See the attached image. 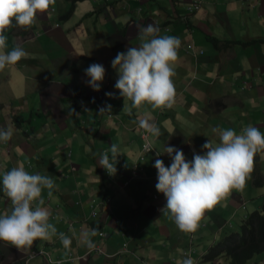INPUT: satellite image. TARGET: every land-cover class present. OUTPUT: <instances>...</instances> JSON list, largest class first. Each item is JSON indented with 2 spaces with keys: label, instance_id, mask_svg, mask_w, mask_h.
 <instances>
[{
  "label": "crops",
  "instance_id": "obj_1",
  "mask_svg": "<svg viewBox=\"0 0 264 264\" xmlns=\"http://www.w3.org/2000/svg\"><path fill=\"white\" fill-rule=\"evenodd\" d=\"M189 3L55 0L32 26L3 33V51L18 46L26 56L0 70V129L13 130L7 143L0 142V186L3 175L20 164L29 174L51 177L52 196L43 189L44 204L32 206L49 210L57 235L37 239L30 249L0 241V264H183L189 258L193 264H229L226 256L201 259L261 209L264 151L255 154L243 189L206 210L195 232L181 231L161 213L166 198L156 189L154 164L161 159L171 165L165 146L182 150L187 161L203 155L206 141L220 143L216 129L241 134L253 126L264 134V0H201L193 12ZM149 24L159 36L181 41L172 77L175 102L155 110L144 104L128 115L111 62L117 53L139 47L140 30ZM93 63L106 70L98 92L86 83L85 69ZM107 105L111 111L101 113ZM143 118L159 127V137L139 127ZM145 140L151 145L146 152ZM112 144L120 150L114 175L99 163L100 154L111 156ZM134 165L138 174L130 178ZM255 175L261 176L258 185ZM10 209L0 191V215ZM91 229L105 233L91 237L93 248L79 242L81 232ZM59 233L71 239L69 248ZM261 258L264 253L253 260Z\"/></svg>",
  "mask_w": 264,
  "mask_h": 264
},
{
  "label": "clouds",
  "instance_id": "obj_2",
  "mask_svg": "<svg viewBox=\"0 0 264 264\" xmlns=\"http://www.w3.org/2000/svg\"><path fill=\"white\" fill-rule=\"evenodd\" d=\"M55 0H0V70L14 65L26 56L21 47L4 52L7 37L3 34L15 22L20 28H28L35 22L37 13L46 12ZM158 29L149 24L140 30L141 44L130 47L126 52L117 53L112 67L119 78L115 88L124 98L123 112L132 115V109H140L144 104L153 110L171 108L175 102L174 65L178 60L179 38L159 36ZM105 68L93 63L85 69L89 78L86 83L100 91L105 79ZM114 97V93H106ZM131 101V107L128 105ZM111 105L101 108L100 112H110ZM139 127L154 137L160 136V129L148 118L138 119ZM220 143L206 141L202 146L203 155L195 154L187 161L182 150L165 146L163 154L171 157L170 166L156 159L158 192L164 194L166 205L160 209L163 215H170L177 227L183 232H195L206 210L213 209L233 190H242L248 174L252 171L253 159L257 152L264 151V134L253 126L245 127L241 134L232 129H216ZM13 134L11 128L0 129V142L7 143ZM109 152L100 154V167L111 175L116 174L117 158L120 150L112 144ZM162 154L157 151L156 156ZM55 183L49 176L29 174L23 164L6 172L2 178L0 191L10 200V212L0 215V241H5L17 249L31 248L34 241L50 240L57 235L56 227L49 223L50 212L43 205V189L52 196ZM98 229L82 231L79 242L89 248L95 247L91 237ZM59 238L65 248L71 239L64 233ZM183 264H193L186 259Z\"/></svg>",
  "mask_w": 264,
  "mask_h": 264
},
{
  "label": "trees",
  "instance_id": "obj_3",
  "mask_svg": "<svg viewBox=\"0 0 264 264\" xmlns=\"http://www.w3.org/2000/svg\"><path fill=\"white\" fill-rule=\"evenodd\" d=\"M16 27L15 22L8 29ZM212 41L217 45L218 40ZM75 113L76 107H71ZM253 183H261V176L255 175ZM263 210L253 211L241 224L240 232L224 236L219 242L212 244L202 256V262H212L220 256L229 258V264H264V258L253 260L255 255L264 253V201ZM261 206V208H262Z\"/></svg>",
  "mask_w": 264,
  "mask_h": 264
},
{
  "label": "built area",
  "instance_id": "obj_4",
  "mask_svg": "<svg viewBox=\"0 0 264 264\" xmlns=\"http://www.w3.org/2000/svg\"><path fill=\"white\" fill-rule=\"evenodd\" d=\"M200 6H201V0H190L189 6H188V10L190 12H193V11L198 10L200 8ZM191 48H192V46L190 47V49ZM143 136L145 137V135H143ZM142 149H143L144 152L149 151L151 149V145H150V143L147 140H145L144 143L142 144ZM137 174H138L137 167H136V165H134V167H133V169L131 171L130 178L137 177ZM96 214H97V212L95 210H92L90 215L92 217H96ZM97 235L101 237V236H104L105 233L102 230H98ZM36 254H37L36 252L29 254L28 255L29 257H27L25 259V263H27L29 261V259L34 257V255H36ZM68 259H72V257L69 256Z\"/></svg>",
  "mask_w": 264,
  "mask_h": 264
},
{
  "label": "rangeland",
  "instance_id": "obj_5",
  "mask_svg": "<svg viewBox=\"0 0 264 264\" xmlns=\"http://www.w3.org/2000/svg\"><path fill=\"white\" fill-rule=\"evenodd\" d=\"M261 210H263V206H262ZM70 257H72V256H70ZM72 259H73V257H72ZM70 260H71V259H70Z\"/></svg>",
  "mask_w": 264,
  "mask_h": 264
}]
</instances>
